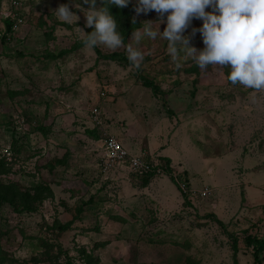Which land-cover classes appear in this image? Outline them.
Wrapping results in <instances>:
<instances>
[{
	"label": "rangeland",
	"instance_id": "374dc122",
	"mask_svg": "<svg viewBox=\"0 0 264 264\" xmlns=\"http://www.w3.org/2000/svg\"><path fill=\"white\" fill-rule=\"evenodd\" d=\"M78 3L88 7L0 0V264H255L243 238L264 236V91L233 85L230 67L202 70L183 51L177 68L160 36L141 40L139 68L125 47L86 48ZM61 4L76 24L58 18ZM137 4L123 9L134 20L125 46L145 21L167 24V14H137ZM202 24L193 18L184 32L197 50ZM105 136L157 162L149 182L167 188L142 190L126 168L103 170ZM172 185L179 199L168 202Z\"/></svg>",
	"mask_w": 264,
	"mask_h": 264
},
{
	"label": "clouds",
	"instance_id": "9594fccd",
	"mask_svg": "<svg viewBox=\"0 0 264 264\" xmlns=\"http://www.w3.org/2000/svg\"><path fill=\"white\" fill-rule=\"evenodd\" d=\"M128 2L109 0V4L121 8L127 7ZM84 3L87 8L79 3L75 7L83 12L86 27L93 29L89 33L78 28L83 33L86 48L103 45L116 50L125 47L128 60L139 68L144 59L138 47L141 40L160 36L168 41L169 54L177 68L181 67L178 60L183 51L202 70L209 65L220 66V69L230 67L227 79L233 85L264 91V0H138L137 14L149 11H155L160 17L167 14V24L160 31L162 19L158 20L155 30L153 21H145L143 31H133L126 46L115 18L108 6H103L104 0L99 7L96 0H84ZM209 7L212 11H206ZM55 12L61 21L68 23L76 24L80 18L67 4L59 5ZM193 18L203 21L199 29L204 44L201 50L190 46L189 37L184 35Z\"/></svg>",
	"mask_w": 264,
	"mask_h": 264
},
{
	"label": "trees",
	"instance_id": "16d2710c",
	"mask_svg": "<svg viewBox=\"0 0 264 264\" xmlns=\"http://www.w3.org/2000/svg\"><path fill=\"white\" fill-rule=\"evenodd\" d=\"M102 5V0H100L98 2V7ZM103 6H108L110 13L113 15V17L115 18L116 22H117V30L120 32V34L123 37V41H125V37L126 35L129 33V31L132 29V26L130 24H133L131 22H134V20L130 19L129 21H127L125 19V13H124V8L118 7L115 4H109V0H104V5ZM11 22L9 20H4V26H5V32H10L11 28H10ZM93 29L92 28H88L87 32H91ZM82 43H84V41H81ZM115 56L114 53L111 54H106V55H102V57L106 58V59H113ZM138 79L140 80V83L142 86L148 87L151 90H155L156 86L154 84H152L151 80H148L146 78H144L141 75H138ZM90 133H93L92 131H90ZM163 161L166 163L163 167L164 171L169 172V168L167 167L168 164V158L167 157H162ZM153 172H149L146 175L141 176V186H145L148 181L149 178L152 176ZM5 189V188H4ZM48 190V188H47ZM183 194V193H182ZM182 197H186L185 194L182 195ZM214 221H216L217 223H221L215 216H213ZM67 224H59L57 225L58 229L64 231L67 228ZM227 237L230 239L231 241V251H232V258L233 260L235 259L234 255L236 252V245H235V237L227 234ZM244 244L245 246L250 250L251 256H252V260L255 262V264H258L261 262L260 260V254L264 251V237L260 236V237H256V236H249L246 235L243 238ZM235 263V260L233 262V264ZM65 264H69V263H65Z\"/></svg>",
	"mask_w": 264,
	"mask_h": 264
},
{
	"label": "built area",
	"instance_id": "2783aa9c",
	"mask_svg": "<svg viewBox=\"0 0 264 264\" xmlns=\"http://www.w3.org/2000/svg\"><path fill=\"white\" fill-rule=\"evenodd\" d=\"M12 24V22H11ZM13 22V26H15ZM11 26V25H10ZM101 148L103 151V170H107L113 167L126 168L129 173L135 176L141 177L149 172L161 171L159 164L153 162L152 158L147 159L142 154H132L127 152L120 143L113 136H105L101 139ZM173 181L177 184V188L180 192L186 194L188 191L186 182L184 179L173 177ZM207 188H203L199 194L204 196L207 194ZM264 231V221H263ZM264 237V236H263Z\"/></svg>",
	"mask_w": 264,
	"mask_h": 264
},
{
	"label": "crops",
	"instance_id": "0c3cea01",
	"mask_svg": "<svg viewBox=\"0 0 264 264\" xmlns=\"http://www.w3.org/2000/svg\"><path fill=\"white\" fill-rule=\"evenodd\" d=\"M120 141V140H119ZM159 151L160 152H162V153H164V150L161 148V149H159ZM133 154V153H132ZM165 156H162V157H166V155L168 156L169 154H167V153H165L164 154ZM211 167H210V169H208L209 171H211ZM189 175V174H188ZM188 177V176H187ZM154 181L153 182H149L148 181V185L149 184H152V183H154V184H156V186L157 187H159V191H161L162 190V186H165L166 188H167V184H166V182L164 181V180H162L160 177H155L154 179H153ZM187 183H189V181L187 180ZM147 184L145 185V186H143L142 188H140V189H146V187H147ZM189 186L191 187V185L189 184ZM150 187V186H149ZM172 187V189H174V191H175V193L174 194H171V196H167L166 195V198H167V201L168 202H170V198H177V196H178V194H177V191L175 190V188L173 187V185L171 186ZM193 188V187H192ZM158 190V189H157ZM163 192H165V191H163ZM178 199H179V196H178ZM215 207H216V204H214L213 206H212V211L210 212V213H212L213 215H215V217H218V215H217V213H215V211H213V210H215Z\"/></svg>",
	"mask_w": 264,
	"mask_h": 264
}]
</instances>
